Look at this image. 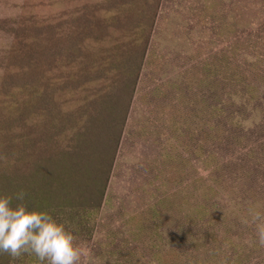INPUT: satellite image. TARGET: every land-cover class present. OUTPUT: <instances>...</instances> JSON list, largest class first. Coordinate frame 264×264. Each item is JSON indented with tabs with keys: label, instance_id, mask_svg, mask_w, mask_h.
I'll return each mask as SVG.
<instances>
[{
	"label": "rangeland",
	"instance_id": "374dc122",
	"mask_svg": "<svg viewBox=\"0 0 264 264\" xmlns=\"http://www.w3.org/2000/svg\"><path fill=\"white\" fill-rule=\"evenodd\" d=\"M21 187L81 264H264V0H0V196Z\"/></svg>",
	"mask_w": 264,
	"mask_h": 264
},
{
	"label": "clouds",
	"instance_id": "9594fccd",
	"mask_svg": "<svg viewBox=\"0 0 264 264\" xmlns=\"http://www.w3.org/2000/svg\"><path fill=\"white\" fill-rule=\"evenodd\" d=\"M26 193L0 196V253L13 259L23 254L34 255L41 264H81L85 248L62 217L50 212L29 209L24 203ZM256 219H259L257 216ZM260 246L264 247V224L258 225Z\"/></svg>",
	"mask_w": 264,
	"mask_h": 264
},
{
	"label": "trees",
	"instance_id": "16d2710c",
	"mask_svg": "<svg viewBox=\"0 0 264 264\" xmlns=\"http://www.w3.org/2000/svg\"><path fill=\"white\" fill-rule=\"evenodd\" d=\"M21 191H22V187H21V189H20L19 192H21ZM26 199L31 200V199H32V196H31L29 193H27L26 196H25L24 201H25Z\"/></svg>",
	"mask_w": 264,
	"mask_h": 264
}]
</instances>
